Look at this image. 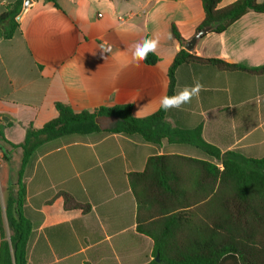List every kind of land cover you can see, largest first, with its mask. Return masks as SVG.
<instances>
[{
	"label": "crops",
	"instance_id": "crops-1",
	"mask_svg": "<svg viewBox=\"0 0 264 264\" xmlns=\"http://www.w3.org/2000/svg\"><path fill=\"white\" fill-rule=\"evenodd\" d=\"M17 1L0 0V15ZM237 1L222 0L219 8ZM57 3L59 8L33 3L14 37L0 40V134L15 146L24 143L30 127L42 129L58 117L57 103L76 113L129 105L136 119L155 115L168 93L169 69L183 49L173 27L187 41L204 18L202 0ZM144 38L158 40L151 53L158 61L137 67L131 46ZM190 54L243 70L197 68L184 74L183 83L199 80L204 90L169 110L165 122L181 131L201 128L203 140L222 154L263 158L264 74L254 70L264 67V15L250 12L225 32L207 34ZM116 121L103 117L99 132L46 144L33 156L23 183L26 206L41 222L29 238L27 264H150L157 256L153 236L170 228L168 242L184 239L179 224L171 226L173 216L193 211L196 221L212 212L205 205L214 179L200 164L207 159L175 139L158 145L141 136L105 134ZM161 156L186 159L154 164L144 177L149 160ZM22 161L23 151L0 135V255L10 240L6 204L17 190ZM166 180L172 191L165 190ZM64 194L80 207L67 210ZM182 200L203 201L183 209Z\"/></svg>",
	"mask_w": 264,
	"mask_h": 264
},
{
	"label": "trees",
	"instance_id": "trees-1",
	"mask_svg": "<svg viewBox=\"0 0 264 264\" xmlns=\"http://www.w3.org/2000/svg\"><path fill=\"white\" fill-rule=\"evenodd\" d=\"M59 8L58 0H44ZM222 0H202L204 18L198 29L218 22L211 32L221 34L234 23L250 12L264 15V1L238 0L232 5L219 8ZM24 0L6 7L0 15V40H11L19 31L17 17L23 9ZM197 29V30H198ZM173 36L179 43L184 39L176 27ZM147 63L155 64L158 58L151 53ZM197 68H205L217 72L243 70L239 66L229 65L220 60H204L188 53L184 48L177 54L169 69V89L167 95H173L176 89L186 85L182 81L184 74L192 75ZM264 74V67L254 70ZM189 85V84H188ZM58 117L47 123L42 129L30 127L23 144L15 146L7 142L1 133L2 140L12 149L23 151V161L19 173L17 190L10 191L6 204V218L10 232L9 242L2 246L0 264H27V247L34 229L41 222L38 214L32 213L26 206V191L23 178L31 166L33 156L44 145H58L59 141L73 140L99 132L100 126L96 119L100 117L116 118L117 121L103 132L105 134H122L124 136H141L148 142L160 144L162 139L178 140L182 144L194 147L197 155L209 162H200L207 168V174L214 179L212 184L213 197L205 206L212 212L205 218L195 221V213L182 212L171 218L172 228L178 223L180 242L171 243L166 239L172 234L169 229L155 240V254L159 262L150 264H264V157L250 159L238 152L222 154L219 149L207 144L202 138V129L181 131L171 128L165 120L169 111L160 110L146 119H136L129 105L113 108H100L94 111L76 113L71 107L57 103ZM6 161L8 154L4 155ZM174 159H186L181 156L153 157L149 160L145 176H148L154 164H168ZM222 165V170L217 164ZM168 175V165H163ZM165 174V175H166ZM166 191H172V184L164 181ZM67 210L77 209L79 204L64 194ZM196 200L191 204L182 200V208L201 205ZM204 208V205L202 206Z\"/></svg>",
	"mask_w": 264,
	"mask_h": 264
},
{
	"label": "clouds",
	"instance_id": "clouds-1",
	"mask_svg": "<svg viewBox=\"0 0 264 264\" xmlns=\"http://www.w3.org/2000/svg\"><path fill=\"white\" fill-rule=\"evenodd\" d=\"M158 47L157 39L144 38L141 41L134 43L132 48V57L139 67L144 61L147 60L149 53H154ZM102 52L110 53V48L101 47ZM204 90V85L196 80L192 85H186L173 95L164 94L159 99L160 108L164 111L171 109H180L184 105L191 103L194 97H198Z\"/></svg>",
	"mask_w": 264,
	"mask_h": 264
},
{
	"label": "water",
	"instance_id": "water-1",
	"mask_svg": "<svg viewBox=\"0 0 264 264\" xmlns=\"http://www.w3.org/2000/svg\"><path fill=\"white\" fill-rule=\"evenodd\" d=\"M37 1L38 0H24L23 9L16 19L17 22L21 21L23 14L30 8V6L33 3L37 2ZM218 25H219L218 22H215V23L211 24L210 26L198 29L196 34L190 40L183 41V48L186 51H188L189 53H193L195 51V48H196L197 44L199 43V41H201L207 34L211 33ZM101 119H103V117L96 119V123L99 126H100ZM155 261L159 262V255L156 256Z\"/></svg>",
	"mask_w": 264,
	"mask_h": 264
},
{
	"label": "built area",
	"instance_id": "built-area-1",
	"mask_svg": "<svg viewBox=\"0 0 264 264\" xmlns=\"http://www.w3.org/2000/svg\"><path fill=\"white\" fill-rule=\"evenodd\" d=\"M221 168H222V165H221Z\"/></svg>",
	"mask_w": 264,
	"mask_h": 264
},
{
	"label": "rangeland",
	"instance_id": "rangeland-1",
	"mask_svg": "<svg viewBox=\"0 0 264 264\" xmlns=\"http://www.w3.org/2000/svg\"><path fill=\"white\" fill-rule=\"evenodd\" d=\"M10 233V232H9Z\"/></svg>",
	"mask_w": 264,
	"mask_h": 264
}]
</instances>
